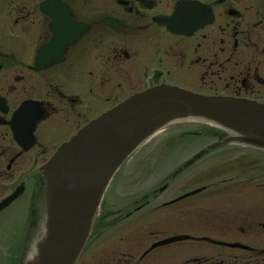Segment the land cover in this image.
Here are the masks:
<instances>
[{"label": "flooded vegetation", "instance_id": "af4514ba", "mask_svg": "<svg viewBox=\"0 0 264 264\" xmlns=\"http://www.w3.org/2000/svg\"><path fill=\"white\" fill-rule=\"evenodd\" d=\"M162 85L264 105V0H0V202L18 192L0 216L38 199L43 166L80 128ZM257 157L226 163L254 182L184 199L192 185L180 190L177 172L158 184L120 177L76 264H264ZM174 216L189 230L171 228Z\"/></svg>", "mask_w": 264, "mask_h": 264}, {"label": "water", "instance_id": "95a60500", "mask_svg": "<svg viewBox=\"0 0 264 264\" xmlns=\"http://www.w3.org/2000/svg\"><path fill=\"white\" fill-rule=\"evenodd\" d=\"M182 120L215 125L229 134L223 143L264 152V106L165 86L134 95L83 127L43 168V225L25 264H74L115 172L149 136Z\"/></svg>", "mask_w": 264, "mask_h": 264}, {"label": "rangeland", "instance_id": "374dc122", "mask_svg": "<svg viewBox=\"0 0 264 264\" xmlns=\"http://www.w3.org/2000/svg\"><path fill=\"white\" fill-rule=\"evenodd\" d=\"M200 129H203V128L198 125H193L192 123L180 124V125H177L173 129V131L170 132V134L186 132L184 130H188L187 131L188 133H192L191 131H194L195 133L196 130L200 132ZM206 129L208 130L210 128L207 127ZM207 133L208 135L212 134V132L210 133L207 132ZM214 140L215 139L211 138L210 136L207 139L205 137L204 139H199L197 145L202 146L203 143H206L207 141L208 143H211ZM152 147L153 146H150L147 149L143 148L136 155H134L128 163L124 165L120 173L123 174L122 178H127L125 182L127 183L136 182L134 178L136 177V175L139 174L138 173L139 171L137 169H140L142 171L145 170V172L150 175V173L154 171V168H155L154 166L158 165V162H159L161 163L160 166L163 170L162 173H164L165 171L172 170L173 168H175L176 165L178 164V161L180 159H183V158H179V155H178V158H171V160L166 159V161L168 162H163L164 157L159 156L156 159V157L152 155L148 156L147 152H149V150H151ZM190 147H191L190 150L194 149V145L193 146L191 145ZM198 149L199 148L195 149L194 151ZM224 151L225 149L220 148L218 149V151H216L217 153H212L208 155L206 158L202 159L199 163L194 165L188 171L190 173H188L185 177H183V179L184 178L185 179L184 180L181 179L182 183L177 184L178 187L183 186L180 190L184 189L187 185H192L194 183L196 184V186L205 184V181H201L202 171L207 170V173L209 172L208 173L209 175L211 172H213L212 171L213 169L215 168L218 169L219 167L221 168V164H225V162L229 159V157L232 160V158L237 157L239 155L238 152L233 155V154H230L231 152L226 150L225 153L230 154V156H228V158H222L223 155H225ZM239 153H243L245 155L248 154L247 152H244V151L239 152ZM172 154L175 155L174 152H172ZM188 155H189V152H186L184 157H188ZM146 162H148V164ZM226 163L228 164V162ZM226 168H229V165L224 166V168L223 169L221 168L220 171ZM129 175H133V178L131 180H129ZM188 175H191V176L187 177ZM193 176L195 177V179L191 178ZM188 178H191V180L185 183V181H187ZM152 179H153V176H148V178L144 179V182H153L154 179L153 180ZM254 181L255 180L247 181L243 175L239 174L238 177L236 176V179L233 182H241V183L251 182L252 183ZM23 203H25V201L18 202L12 208L7 210L0 216V264H20L22 261V258H23V254H21L22 246H24V243L25 245L28 244V239L25 240L24 238L25 234L20 235L19 233L21 232V228H25V222H26V217L28 213V207ZM174 209H177V208H171L168 213H171ZM162 216H164V214H162ZM195 216H196V213H194V217ZM181 220H184L185 224L179 225V222H181ZM170 221H172L171 228L173 229L182 230L183 228V230H189V228H184V227H188L187 223L190 222V218L188 217L182 218L180 216L178 217L174 216L170 218ZM189 247L190 245H185V246H182L180 250H178L180 251L179 253H177L178 259L183 258L185 256V253L193 251L191 248L188 249Z\"/></svg>", "mask_w": 264, "mask_h": 264}]
</instances>
